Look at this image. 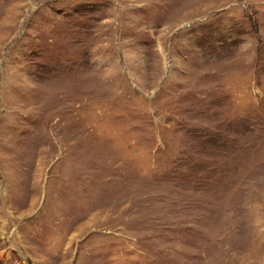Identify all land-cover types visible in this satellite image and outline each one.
I'll use <instances>...</instances> for the list:
<instances>
[{
    "label": "rangeland",
    "instance_id": "1",
    "mask_svg": "<svg viewBox=\"0 0 264 264\" xmlns=\"http://www.w3.org/2000/svg\"><path fill=\"white\" fill-rule=\"evenodd\" d=\"M0 264H264V0H0Z\"/></svg>",
    "mask_w": 264,
    "mask_h": 264
}]
</instances>
